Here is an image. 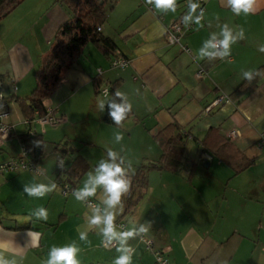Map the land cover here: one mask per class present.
Returning <instances> with one entry per match:
<instances>
[{"label": "crops", "instance_id": "1", "mask_svg": "<svg viewBox=\"0 0 264 264\" xmlns=\"http://www.w3.org/2000/svg\"><path fill=\"white\" fill-rule=\"evenodd\" d=\"M21 3L18 7L27 9V44L19 38L0 50V85L4 86V95L14 93L24 98L35 85L55 31L72 13L54 0ZM187 3L177 0L175 12L163 13L144 0H115L112 6L107 2V17L100 30L113 39L116 54L108 58L91 42L82 47L43 101L62 118L56 125H27L19 102L13 99L7 103L4 121L13 125V131L6 138L0 136V164L17 155L20 135L28 130L41 133L43 141L34 160L36 172L19 170L0 175V254L16 259L18 264H44L51 247L75 243L80 264H113L120 255L116 250L119 242L104 245L103 225L88 224L95 207L77 201L74 191L60 194L58 162L80 153L73 142L81 137L94 147L100 143L116 150L115 134L119 132L123 135L119 156L126 161L122 167L131 173L143 159L158 158L160 147L152 135L175 123L189 134L177 169L149 170L147 188L129 213H124L122 202L109 209L115 214L118 232L141 225L148 228L142 234L152 240L150 248L137 235L127 242L133 252L132 264H155L157 250L173 264H264V153L255 144L258 135L264 133V70L253 87L247 86L237 96L235 93L244 71L264 65V52L259 51L264 46V0H255L253 10L240 15L230 10L227 0H204L203 26L190 22L181 39L190 48L189 53L176 44H167L164 37L165 26L176 19L182 21ZM225 24L236 37L231 54L199 59L198 50L213 34L216 40L223 39L221 28ZM241 28L243 38L239 35ZM117 57L126 58L128 63L112 66L111 60ZM199 68L204 70L201 76L196 75ZM96 76L101 77V90L114 86L132 104V116L120 127L101 120L103 111L98 101H106L108 95L96 91ZM220 94H234L236 98L212 105ZM72 113L93 121L94 131L83 130L82 135L75 131L68 119ZM210 129L216 133L207 136ZM231 130L238 134L229 138ZM221 139L250 157L252 163L233 173L225 161L211 153L222 144ZM135 140L139 148L126 156L127 145ZM45 141L48 151L43 146ZM197 142L203 143V148L199 149ZM68 147L71 151L62 152ZM128 157L133 164L127 163ZM84 158L90 167L75 190L83 187V177L92 166V161ZM39 183L56 187L40 198H30L23 191L25 185ZM89 198L103 215L106 194L102 186ZM40 207L47 210V221L30 215ZM117 222L124 223V228ZM82 231L87 232L85 241L79 239Z\"/></svg>", "mask_w": 264, "mask_h": 264}, {"label": "trees", "instance_id": "2", "mask_svg": "<svg viewBox=\"0 0 264 264\" xmlns=\"http://www.w3.org/2000/svg\"><path fill=\"white\" fill-rule=\"evenodd\" d=\"M22 1L23 0H0V19L10 13ZM114 1L115 0H54V2L67 8L72 13V17L64 21L55 31L53 44L41 61L40 71L30 94L24 98L18 97L14 93L4 95L1 91L2 86L0 85V92L3 94L5 102L8 103L13 99L17 100L24 115V119L33 120L36 116L45 113L46 107L43 102L44 99L57 87L63 74L73 63L86 43L91 42L95 44L108 58L114 56L116 54V45L113 39L103 35L100 30V26L107 17L105 4L109 2L110 6H112ZM97 27H99V29H97ZM262 70H264V65L253 71L254 78L251 82L244 78L235 91L236 96L239 92L246 89L247 86H250V88L253 87L259 75L257 73H260ZM93 84L96 91L100 92L101 77L96 76L93 79ZM107 93L108 96L106 101L115 99L117 103L122 102L121 98L114 96V86L110 87ZM230 98L235 99L234 94H231ZM131 116L132 111L128 114L126 119ZM101 120L105 123L115 125L109 116V104L107 102L104 104ZM214 133H216V130L210 129L207 132V136ZM10 134L11 133H9V135ZM188 136L189 134L184 132L183 128L175 123L167 124L152 135L153 139L160 147V154L156 160L143 159L138 162L133 172L127 173L131 178V187L129 192L122 196L124 213H129L135 206L137 200L144 194L147 188V172L149 170L174 171L177 169L183 157V151ZM42 139L41 133L28 130L20 135L19 143H25L35 160L39 147L42 145ZM220 142H222V144L219 147L217 146V148L214 147L211 153L225 161L231 167L233 173L236 174L242 171L252 163L250 157L237 151L227 140L221 139ZM197 143L200 145L199 149L203 148V143ZM53 149H57V146H54ZM70 162L72 164L68 165ZM70 162H58L61 175L58 182L63 181L69 183L73 187V191H75V185L81 176L89 169L90 165L80 154H77Z\"/></svg>", "mask_w": 264, "mask_h": 264}, {"label": "clouds", "instance_id": "3", "mask_svg": "<svg viewBox=\"0 0 264 264\" xmlns=\"http://www.w3.org/2000/svg\"><path fill=\"white\" fill-rule=\"evenodd\" d=\"M144 2L146 5H151L152 9L163 13H167L169 11L175 12L177 7V0H144ZM254 3L255 0H227V5L236 15H240L241 12L249 14L253 10ZM187 7V13L182 16V22L185 27H187L190 22H194L202 27L203 25L201 21L204 17V10L200 8V4L197 0H188ZM198 9L199 15H196ZM221 35L223 36V39L216 40L215 34H213L211 40L204 42L203 47L198 50L199 59H203L205 57L215 58L217 56L225 58L231 54L230 46L235 43L236 37L232 35V32L226 24L221 28ZM239 35L240 38H243L242 28ZM218 48L223 50H209ZM259 51L264 52V46H262ZM243 77L251 82L254 78L253 71H244ZM104 95H108L107 91ZM114 96L121 98L122 102L117 103L115 99L108 101L100 99L98 101V105L101 111H103L104 104L107 102L109 104V116L115 125L120 126L127 118L128 114L132 111V104L129 102L128 96L119 89L115 91ZM2 107L3 105H0V108ZM122 140L123 135L119 132L116 133L115 141L119 143ZM123 163L124 158L122 156H119L116 151L108 149L107 159L99 161L97 167L95 168V175L89 173L83 187L73 192V196L77 201H85L87 198L95 196L97 188L102 186L103 191L106 194V199H104L102 203L106 205V208L104 209L103 215H101L99 207L93 208L92 215L88 218V224L92 226L103 225L101 230L103 237L109 242L114 240L119 242L120 246L116 250L120 253V255L114 258L113 264H132L133 252L127 242L129 239H134L139 233L148 232V228L143 225H141L139 229L134 228L125 232L116 231L114 225L115 214L114 212L109 211V209H115L118 205H121L122 196L127 194L131 187V178L128 176L127 170L122 167ZM55 187V184L46 185L39 183L25 185L23 191L30 198H40L52 192ZM30 215H34L44 221H47L48 219V212L43 207L31 212ZM32 234V232L28 233V235ZM79 239L81 241L87 240V232H79ZM78 252L79 249L76 247L75 243L68 244L64 247H51L49 251V258L44 262V264H80V261L77 259ZM0 264H18V261L16 259H8L3 254H0Z\"/></svg>", "mask_w": 264, "mask_h": 264}, {"label": "built area", "instance_id": "4", "mask_svg": "<svg viewBox=\"0 0 264 264\" xmlns=\"http://www.w3.org/2000/svg\"><path fill=\"white\" fill-rule=\"evenodd\" d=\"M203 1L204 0H197V2L200 4L201 9L203 8V5H202ZM187 28L188 27H185V25L180 19H176L172 21L170 24H168L167 26H165L164 37H165V41L167 42V44H173V45L176 44L180 47L182 51L189 53L190 48L186 44H183L181 41ZM97 29H99V27H97ZM215 51H220V48L215 49ZM127 63H128V60L123 57H117L111 60L112 66L123 67ZM98 72L100 73L99 69H98ZM203 73H204V70L202 68H199L198 71L196 72V75L201 76L203 75ZM106 91H107L106 89L101 90L103 95ZM230 99L231 98L228 95L220 94L213 100L212 105H215L219 103L220 101L229 102ZM0 105H3V107L0 108V136L3 138H6L7 136H9V133L13 131V125L6 123L4 121V118L8 114V110H7V102H5V100L3 99V94L1 92H0ZM55 112H56L55 108H49V107L45 108V113L43 115L36 116L33 120L24 119V123L27 125H30L32 123H37L40 125H56L57 123L62 121V118L56 116ZM237 134H238L237 130H231L227 135L229 138H232L236 136ZM255 144L257 148L262 153H264V133H260L258 135V138L255 141ZM18 170H29L33 172L37 171L32 154L30 153L28 147L23 142L19 143V152L17 156L0 164V175H4L6 172H16ZM58 185L63 195L73 192V187L69 183L59 181ZM84 202L91 207H95V208L99 207L96 205V203L93 200L89 198H87ZM116 225L121 229L124 228V223L122 222H117ZM137 238L140 241H142L147 248H150L152 246V240L144 236L142 233H139L137 235ZM115 244H116L115 240L112 242H109L105 239L104 241V245L114 246ZM154 261H155V264H173L170 262L167 255L161 250L154 251Z\"/></svg>", "mask_w": 264, "mask_h": 264}, {"label": "rangeland", "instance_id": "5", "mask_svg": "<svg viewBox=\"0 0 264 264\" xmlns=\"http://www.w3.org/2000/svg\"><path fill=\"white\" fill-rule=\"evenodd\" d=\"M20 4H22V3H20ZM18 6H16L5 17L0 19V50H3L4 48L8 47V45L12 41H15L19 38H22V41H24L27 44V9L25 7H18ZM21 8H23V9H21ZM4 36H6V38L2 39V38H4ZM3 87L4 86H2L1 89H3ZM60 95H61V93H60ZM98 95L102 96L101 94H98ZM56 96H57V93H55V97ZM68 119H69V124L73 125L72 127H75L74 130L77 131L80 135H82L81 133L83 132V130H85L86 132L94 131L95 123L91 120L84 119V116H82L80 113H72L71 115H69ZM46 126L49 127V125H46ZM69 127L71 128V126H69ZM111 141L114 142V140H111ZM73 145L80 148L81 154L79 152L78 153L75 152L76 154H80L83 157L89 158V160L92 161V166L90 168V171H88L86 173L85 177H83L84 180H87L89 173H92V174L95 173L96 167H94L93 164L98 165L99 161H101L102 159H107V150L108 149L114 150V148H112V146H103L106 144H100V143L97 144L99 146L94 147L90 144V142H88L87 140L85 141V139L82 137L77 138L76 142H73ZM120 145H122V143H117V146L115 148L116 150H114L118 153V155H120V153L122 152V150H120ZM43 146H44V149L46 150V148L48 146L46 141L44 142ZM50 148H52V147L50 146ZM137 148H139V147L137 145L136 140L133 141L132 144L129 143L127 145V150L125 152V155L126 156L131 155V152L133 151V149H137ZM46 151H48V150H46ZM18 152H19V146H18ZM67 158L68 157H66L64 159V162L66 161ZM124 162H126V161H124ZM127 163L133 164V159H131V158L127 159ZM70 164H72V163L70 162L68 165H70ZM133 169H132V167H130V170H133ZM60 194H61V192H60ZM69 194H71V193H69Z\"/></svg>", "mask_w": 264, "mask_h": 264}, {"label": "water", "instance_id": "6", "mask_svg": "<svg viewBox=\"0 0 264 264\" xmlns=\"http://www.w3.org/2000/svg\"><path fill=\"white\" fill-rule=\"evenodd\" d=\"M67 151H71V148L68 147V148L62 149V152H67ZM37 154H38V152H37ZM76 155H77L76 153H72L71 156L66 159L65 163L70 162V160H72Z\"/></svg>", "mask_w": 264, "mask_h": 264}]
</instances>
